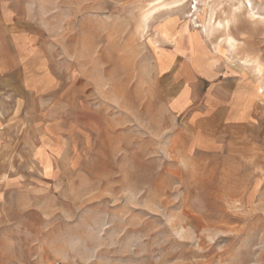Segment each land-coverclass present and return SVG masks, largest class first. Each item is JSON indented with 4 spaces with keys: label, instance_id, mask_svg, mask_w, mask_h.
Listing matches in <instances>:
<instances>
[{
    "label": "rangeland",
    "instance_id": "rangeland-1",
    "mask_svg": "<svg viewBox=\"0 0 264 264\" xmlns=\"http://www.w3.org/2000/svg\"><path fill=\"white\" fill-rule=\"evenodd\" d=\"M14 1L0 264H264V0Z\"/></svg>",
    "mask_w": 264,
    "mask_h": 264
},
{
    "label": "crops",
    "instance_id": "crops-1",
    "mask_svg": "<svg viewBox=\"0 0 264 264\" xmlns=\"http://www.w3.org/2000/svg\"><path fill=\"white\" fill-rule=\"evenodd\" d=\"M18 4L14 0H0V92L19 89L20 84L30 76L27 55L31 56L36 52L34 44L38 40L34 35L26 27H15L14 18L18 15ZM187 64L194 72L195 84L200 83L202 88L194 103L204 97L205 90L216 84L221 83L219 89L222 94L223 90L231 86L232 76L219 74L208 78L200 72L194 61Z\"/></svg>",
    "mask_w": 264,
    "mask_h": 264
},
{
    "label": "bare ground",
    "instance_id": "bare-ground-1",
    "mask_svg": "<svg viewBox=\"0 0 264 264\" xmlns=\"http://www.w3.org/2000/svg\"><path fill=\"white\" fill-rule=\"evenodd\" d=\"M170 1V0H169ZM156 2V1H155ZM249 2V1H248ZM247 2V3H248ZM168 5V3L167 2H164V0L162 1V0H158L157 2H156V6H153L152 8H151V10L149 11V12H151L152 13V11H153V13H154V11L157 13V11H160L161 9H163V8H165V7H168L167 6ZM243 5H244V2H243ZM242 5V2H240L239 3V5L236 7V9L237 10H241L242 8H244V6ZM249 5V4H248ZM194 9L196 10L197 9V7H196V5L194 6ZM148 12V13H149ZM247 12H248V15L253 19V18H255V19H257V16H255L254 14H252V15H250L249 14V9H247ZM252 12V11H251ZM254 12V11H253ZM256 15H258V14H256ZM260 15V14H259ZM148 16V15H147ZM258 18L260 19H262V20H264V17L263 16H261V17H259L258 16ZM144 20H145V18H144ZM214 22V21H213ZM212 23V22H211ZM208 23L209 24V32L211 31H213L214 29H216V26H220V28H221V25H224L226 28H228L229 27V20L228 19H226L225 20V24H224V22H222L223 24H221V22L219 21V22H217V23ZM216 24V25H215ZM207 27V26H206ZM223 27V26H222ZM208 28V27H207ZM206 28V29H207ZM218 28V27H217ZM224 28V27H223ZM205 30V29H204ZM205 32H207V31H205ZM207 35V34H206ZM210 36H211V34H209ZM206 37H208V36H206ZM226 41H228L229 43V47L230 48H234V43H233V39L232 38H228V40H226Z\"/></svg>",
    "mask_w": 264,
    "mask_h": 264
}]
</instances>
